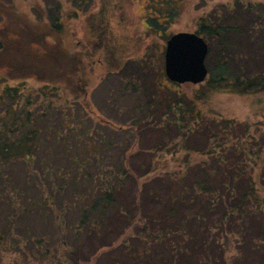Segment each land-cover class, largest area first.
Segmentation results:
<instances>
[{
    "label": "trees",
    "instance_id": "16d2710c",
    "mask_svg": "<svg viewBox=\"0 0 264 264\" xmlns=\"http://www.w3.org/2000/svg\"><path fill=\"white\" fill-rule=\"evenodd\" d=\"M50 2L48 25L22 34L24 47H7L0 32V74L13 76L6 60L33 55L10 70L24 65L15 78L42 82L25 93L26 80L0 79V246L41 264H264V127L202 109L215 92L264 91V3L234 0L201 16L207 77L179 84L148 47L127 74L123 51L100 41L108 25L91 28L87 51L64 49L61 3ZM70 2L80 10L89 0ZM95 53L101 60L90 61ZM100 68L98 87L122 82L102 103L127 123L104 120L85 100L87 77ZM130 132L157 140L128 145ZM133 146L143 156L136 170ZM167 153L175 167L145 179L153 157Z\"/></svg>",
    "mask_w": 264,
    "mask_h": 264
},
{
    "label": "rangeland",
    "instance_id": "374dc122",
    "mask_svg": "<svg viewBox=\"0 0 264 264\" xmlns=\"http://www.w3.org/2000/svg\"><path fill=\"white\" fill-rule=\"evenodd\" d=\"M51 0H0V32L1 38L7 47L23 46V42L18 38L24 34L32 31H43L48 25L46 13L55 12L49 11L48 5H52ZM61 3V20L62 28L60 31L61 46L64 49H85L86 43L90 44V30L92 27H100L105 30V26H110V29L106 31L104 38L101 39L103 43L106 42L109 52L113 54L110 49H116L117 53L123 51V61L128 65L126 67V73L129 74L133 69V61L142 57L146 47H148V55L154 54V61L158 62L160 67L164 68V50L166 40L174 33L177 32H195L197 29V22L201 16L218 9L224 10L226 6L231 7L234 0H89V2L80 10L75 8L70 0H56ZM241 2H261L264 0H240ZM41 13V14H40ZM48 13V14H49ZM57 13V12H56ZM74 16V17H73ZM7 22H4L6 21ZM99 28V29H100ZM109 35H114L112 38ZM18 37H17V36ZM100 42L99 40H95ZM85 43V44H83ZM7 51L6 56H10ZM101 57L100 54H94L91 60H98ZM109 57V56H108ZM113 57V56H112ZM9 58V57H5ZM23 62H27V58H32L38 61L33 55L21 56L17 55L12 60H6L5 65L9 66V73L13 76H2L0 79H4L8 85H15L26 80L24 85V92L27 93L29 89H36L42 85L39 79L34 77H28L24 80L15 78L22 74L19 69H11L12 66L19 63L22 59ZM102 58V57H101ZM100 58V60H101ZM110 60V58H107ZM10 65H9V64ZM39 66V65H38ZM44 64H42V67ZM129 71V72H128ZM104 74V75H103ZM49 75V72H45L44 76ZM102 75V76H101ZM106 72L102 68L96 69L92 75L87 77V84L85 87V100L91 105L90 110L94 111L97 115H102L104 120L107 119L111 123L119 124L120 122H126V119L119 118L118 113L113 109L106 108L102 99L105 98L106 91L110 92L113 89L119 92V86L122 82L119 79L114 78V82L105 83L98 87V83L103 77H106ZM41 76V75H40ZM42 76V77H44ZM102 77V78H101ZM0 80V81H1ZM106 80V79H105ZM94 83V85H93ZM108 83V84H107ZM113 84L114 87H111ZM92 85V86H91ZM105 87V88H103ZM135 93L131 95V99L134 98ZM64 103V99L62 101ZM123 104V100L121 101ZM204 112L220 115L222 117L235 119L239 121H246L250 124H260L261 129L264 127V91L249 94H237L228 91L215 92L207 99L202 105ZM109 110V112H106ZM95 121H93V124ZM101 128L104 132H107V127L104 125ZM104 126V127H103ZM133 133L130 132L129 138H127L128 145L131 142L135 145L134 139L140 140L143 147H150V145L157 140L155 133L147 134L144 138L137 136L133 138ZM171 144V143H169ZM167 149L171 152L173 146L169 145ZM137 146H133L132 152L129 157V163L134 167H138L143 161V156L137 152ZM165 151V149L163 150ZM180 156H184L187 152ZM164 154V152H163ZM170 153L164 155H157L153 157L154 163H152L151 172L145 177L150 179L154 176L163 174V172L171 171L176 164L170 159ZM163 157V158H162ZM197 158V156H194ZM164 165H168L169 168H165ZM163 166V167H162ZM155 167H162V170H154ZM257 171V170H255ZM253 171V172H255ZM235 239L230 238L228 245L225 247L226 256L229 259L235 257ZM90 243V245H88ZM97 244V242H95ZM59 248V242L56 244ZM94 243H84V253L89 254L94 248ZM91 247V248H90ZM28 256V257H27ZM23 256L22 252L17 248L3 249L0 246V264H41L40 259L30 257V255ZM113 258L111 253H103L98 257V260L108 261ZM97 259V258H96ZM97 260V261H98Z\"/></svg>",
    "mask_w": 264,
    "mask_h": 264
},
{
    "label": "water",
    "instance_id": "95a60500",
    "mask_svg": "<svg viewBox=\"0 0 264 264\" xmlns=\"http://www.w3.org/2000/svg\"><path fill=\"white\" fill-rule=\"evenodd\" d=\"M208 45L195 32H177L167 40L164 50V73L179 84H198L207 77L205 57Z\"/></svg>",
    "mask_w": 264,
    "mask_h": 264
}]
</instances>
